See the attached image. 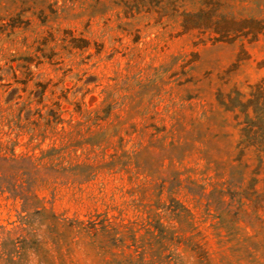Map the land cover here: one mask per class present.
I'll return each instance as SVG.
<instances>
[{"label":"rangeland","instance_id":"obj_1","mask_svg":"<svg viewBox=\"0 0 264 264\" xmlns=\"http://www.w3.org/2000/svg\"><path fill=\"white\" fill-rule=\"evenodd\" d=\"M219 1L222 12L264 27V0ZM202 3L0 0V185L31 189L63 216L134 219V205L165 181L163 197L169 189L189 206L207 248L219 250L186 185L209 190L233 170L262 185L264 159L254 150L240 157L233 113L220 100L264 77V32L222 41L185 30L182 13ZM21 213L22 200L0 186V237L21 226ZM22 252L12 264L48 263L34 245ZM63 253L65 264H106L85 236Z\"/></svg>","mask_w":264,"mask_h":264},{"label":"trees","instance_id":"obj_2","mask_svg":"<svg viewBox=\"0 0 264 264\" xmlns=\"http://www.w3.org/2000/svg\"><path fill=\"white\" fill-rule=\"evenodd\" d=\"M220 4L219 0H203L199 10L185 11L183 28L209 29L213 38L222 41L239 36L253 40L264 32L261 20L237 19L222 12ZM237 59L241 61L243 57L239 54ZM220 102L233 113L239 131L240 157L254 150L263 160L264 77L249 84L247 92L233 87ZM259 184L257 176L247 180L243 173L239 175L234 170L227 181L216 183L209 190L188 179L186 188L201 209L200 217L204 222L211 220L219 247L213 253L206 246L208 242L203 241L206 235L193 210L169 189L167 198L163 197L165 181L155 184L146 203L142 200L134 205V219L120 218L109 211H97L87 219L63 216L44 205L31 189L25 192L17 185H0L2 191L22 200V212H26L18 214L19 228L8 229L0 237V259L6 256L9 264L15 263V257L22 259L23 249L34 245L43 262L55 264L49 258L51 249L44 248L51 244L60 264H65L63 248L81 235L90 238L106 264H213L215 257L228 264H264V181Z\"/></svg>","mask_w":264,"mask_h":264}]
</instances>
